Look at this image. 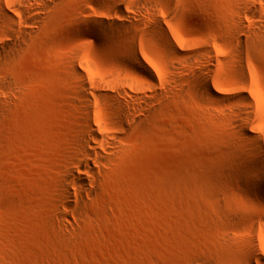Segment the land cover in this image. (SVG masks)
Returning <instances> with one entry per match:
<instances>
[{
	"label": "rangeland",
	"instance_id": "obj_1",
	"mask_svg": "<svg viewBox=\"0 0 264 264\" xmlns=\"http://www.w3.org/2000/svg\"><path fill=\"white\" fill-rule=\"evenodd\" d=\"M262 177L264 0H0V264H264Z\"/></svg>",
	"mask_w": 264,
	"mask_h": 264
},
{
	"label": "bare ground",
	"instance_id": "obj_2",
	"mask_svg": "<svg viewBox=\"0 0 264 264\" xmlns=\"http://www.w3.org/2000/svg\"><path fill=\"white\" fill-rule=\"evenodd\" d=\"M6 16H7L6 17L7 19H10L13 21V18L11 16H9V14ZM15 46H16L15 44L8 43L2 47V50L4 52L9 53V52L13 51ZM132 59L137 66L142 67L141 61L139 60V58L135 54H132ZM204 90H205V94H207L210 97L212 96L211 90L208 87L207 88L205 87ZM211 98H213V97H211ZM90 132H91V136L94 138V142L96 144H98V145L99 144H105V140H103V137L95 129L90 127ZM95 156L97 157V152H96L95 146H93L91 148V150L84 152V159L85 160H91ZM77 168H78V172L77 173H75V172L70 173L69 178L73 179L74 183L77 186H79L81 189H84L87 187V185L85 183L86 182L85 176L90 174V172H92L93 168L91 167V165L89 163H86V166H84V167H82V163H78ZM67 194L70 196L73 195V193H71L69 190L67 191Z\"/></svg>",
	"mask_w": 264,
	"mask_h": 264
},
{
	"label": "snow or ice",
	"instance_id": "obj_3",
	"mask_svg": "<svg viewBox=\"0 0 264 264\" xmlns=\"http://www.w3.org/2000/svg\"><path fill=\"white\" fill-rule=\"evenodd\" d=\"M251 157L240 154L238 156V159L236 161L238 168H237V178L243 180L246 176L250 175L251 172V167L252 165L250 164ZM264 179V177H262Z\"/></svg>",
	"mask_w": 264,
	"mask_h": 264
}]
</instances>
